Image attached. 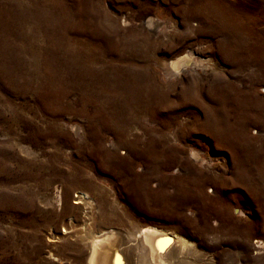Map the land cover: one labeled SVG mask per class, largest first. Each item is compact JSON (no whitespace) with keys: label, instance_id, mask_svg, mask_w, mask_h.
Segmentation results:
<instances>
[{"label":"rangeland","instance_id":"rangeland-1","mask_svg":"<svg viewBox=\"0 0 264 264\" xmlns=\"http://www.w3.org/2000/svg\"><path fill=\"white\" fill-rule=\"evenodd\" d=\"M259 188L264 0H0V264H87L82 227L149 226L193 245L170 264H264Z\"/></svg>","mask_w":264,"mask_h":264},{"label":"bare ground","instance_id":"bare-ground-1","mask_svg":"<svg viewBox=\"0 0 264 264\" xmlns=\"http://www.w3.org/2000/svg\"><path fill=\"white\" fill-rule=\"evenodd\" d=\"M156 24V20L154 18H150L146 22L145 28L150 31L154 30V32H158L160 29V25L155 27ZM203 66V62H197L191 54H187L186 56H181L180 58H177L176 60L172 61L169 64V70L170 73L174 76H180L183 72L190 71V69H195L196 67ZM189 158L191 159V161L197 164L205 165L208 163V161L204 159L203 154L197 152L196 150H192L190 152ZM149 181L150 180H148V182ZM176 182L177 185L181 188H186L188 184L186 181L183 180H178ZM163 188V184L159 183V189L157 193L163 194ZM201 190L202 188L200 185V189H198V191L200 192ZM251 191L254 199H256V202L258 203V207L261 208L259 209L261 211H264V192L260 188L252 189ZM87 198V196H84L80 201H75L74 204H87ZM88 217L89 220L92 219V217ZM86 223L87 222H85V224ZM75 226V223L71 222V228H75ZM82 228L83 231L84 229L85 231L84 234L80 236V240L84 244V248L89 251L87 264H133L134 257H140V255H142L141 257L143 258L145 257L149 264H170L171 260L173 259L171 251L173 246L179 248V255L185 254V252H187L190 247L193 246H189V242L185 240V238L180 236H172L167 231L160 230L154 226H149L147 228L140 229L133 236H128V239H126L125 242L123 240L122 235L115 230L95 234L90 231H87V227ZM256 248L257 252L255 253V256L258 257H254V259L260 262H264V256L262 255L264 254V252H261L264 250V243L259 242L258 247H255L254 249ZM251 250L252 247L247 248L246 256L249 259L252 258L250 255L252 254Z\"/></svg>","mask_w":264,"mask_h":264}]
</instances>
